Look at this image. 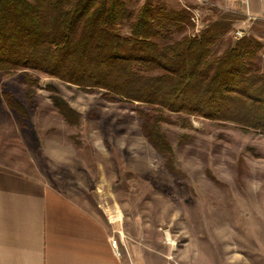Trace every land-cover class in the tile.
<instances>
[{
    "label": "rangeland",
    "instance_id": "1",
    "mask_svg": "<svg viewBox=\"0 0 264 264\" xmlns=\"http://www.w3.org/2000/svg\"><path fill=\"white\" fill-rule=\"evenodd\" d=\"M123 1L133 14L146 0ZM198 1L152 3L189 12ZM199 11L198 24L180 34L172 27L170 37L226 24L214 47L220 52L243 29L260 41L264 68L263 19L210 3ZM121 31L128 33V20ZM26 74L37 80L31 90ZM4 93L22 111L8 107ZM56 99L77 112V123L64 120ZM153 111L29 68L0 73V161L105 219L126 264H264V133L195 115L184 125L168 113L161 126L173 150L167 166L142 132L141 112Z\"/></svg>",
    "mask_w": 264,
    "mask_h": 264
},
{
    "label": "trees",
    "instance_id": "2",
    "mask_svg": "<svg viewBox=\"0 0 264 264\" xmlns=\"http://www.w3.org/2000/svg\"><path fill=\"white\" fill-rule=\"evenodd\" d=\"M184 8L167 9L146 0L135 13L123 0H0V73L29 68L81 89L104 90L108 99L144 103L142 132L173 157L162 130L168 113L183 124L188 116L232 122L243 131L264 133V68L261 43L247 35L215 50L226 24L212 23L195 35ZM128 20V33L121 25ZM28 90L37 80L24 77ZM6 105L22 111L8 93ZM55 107L67 123L77 112L61 99ZM187 122V123H186Z\"/></svg>",
    "mask_w": 264,
    "mask_h": 264
},
{
    "label": "crops",
    "instance_id": "3",
    "mask_svg": "<svg viewBox=\"0 0 264 264\" xmlns=\"http://www.w3.org/2000/svg\"><path fill=\"white\" fill-rule=\"evenodd\" d=\"M212 2L264 20V0ZM110 237L105 219L0 161V264H126Z\"/></svg>",
    "mask_w": 264,
    "mask_h": 264
},
{
    "label": "built area",
    "instance_id": "4",
    "mask_svg": "<svg viewBox=\"0 0 264 264\" xmlns=\"http://www.w3.org/2000/svg\"><path fill=\"white\" fill-rule=\"evenodd\" d=\"M212 4L209 0H199L198 1V7H195L194 9H189V18H190V21L193 23V25L196 23L198 24V18L200 16V9L202 8V6L204 5H207V4ZM254 19V18H253ZM244 30L243 29H237L234 33V38L235 39H240L244 36ZM194 35V34H192ZM110 244H111V247L113 249V251L118 255L119 254V250L117 248V241L112 238L110 239Z\"/></svg>",
    "mask_w": 264,
    "mask_h": 264
}]
</instances>
